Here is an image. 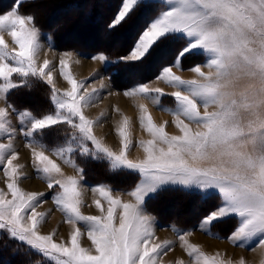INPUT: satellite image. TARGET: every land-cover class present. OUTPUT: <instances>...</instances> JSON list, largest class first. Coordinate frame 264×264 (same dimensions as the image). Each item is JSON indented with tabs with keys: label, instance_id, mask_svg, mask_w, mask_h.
<instances>
[{
	"label": "snow or ice",
	"instance_id": "6c2138e0",
	"mask_svg": "<svg viewBox=\"0 0 264 264\" xmlns=\"http://www.w3.org/2000/svg\"><path fill=\"white\" fill-rule=\"evenodd\" d=\"M27 2L19 0L12 10L0 14V103L4 105L0 141H8L0 142V171L5 177V186L0 187V230L56 264H162L175 244L159 239L148 209L161 191L178 186L197 202L212 204L199 218L198 230L238 248L264 249V0H121L106 31L148 11L151 15L142 31L115 60L106 51L88 58L104 61L105 71L113 70L114 82L127 76L129 86L123 94L151 101L170 113L180 133L170 134L169 122L157 124L148 104L138 102L139 123L150 138L138 141L143 156L137 158L130 157L129 116L121 114L117 149L96 134L98 121L87 116L85 108L97 101L98 90L89 91L87 81L73 75L71 51H65L58 64L70 88L56 87L53 63L38 60L42 46L36 18L19 11ZM173 42L175 50L164 54L162 50ZM157 54L155 79L174 92L152 88L150 80H135L140 67ZM198 54L205 57L202 66L193 63L186 68L185 62ZM174 68L194 72L197 78L184 79ZM33 81L50 86L55 106L50 112L19 111L11 102L15 91ZM168 96L173 98L171 107L162 103ZM13 113L23 126L31 166L72 226L67 242H57L55 231L41 232L47 215L37 209L48 194L20 186L29 177L13 142L17 135L10 119ZM65 166L74 174H68ZM98 166L112 176L126 173L137 182L127 192L129 200L107 181L96 184L91 191L100 214L85 215L83 186ZM233 220L236 225L226 236L213 231L227 228ZM80 224L86 226L91 248L81 246ZM174 230L192 264H234L226 254H208L192 243L188 239L192 231ZM236 264L246 261L240 258Z\"/></svg>",
	"mask_w": 264,
	"mask_h": 264
},
{
	"label": "rangeland",
	"instance_id": "374dc122",
	"mask_svg": "<svg viewBox=\"0 0 264 264\" xmlns=\"http://www.w3.org/2000/svg\"><path fill=\"white\" fill-rule=\"evenodd\" d=\"M3 1L4 2H0V6H2L3 3H6V0H3ZM18 2L19 0H15L14 4ZM27 3L23 4L22 11L23 10L25 11ZM13 6L11 7L10 10L13 9ZM41 9L43 10L44 8H41ZM23 12H20V13L24 14ZM43 13H46V11H44ZM1 14H4V13H1ZM55 15H49L48 19L46 17L45 26L47 28L53 29L52 27L56 26L57 23L60 26H63L60 23L62 19L61 16H58V14L56 16ZM65 19L66 18H63V20ZM90 27L88 28L85 25L75 27L71 31L70 38L69 39L63 38V39L66 42H68L69 45H74L73 43H75L76 41L75 35L76 36L79 35L83 37V41L88 45H91L97 41H98L97 43H99L100 41L99 39H101L100 35L102 34L101 31L99 30L97 32L96 28H93V27L90 28ZM39 29L41 28L39 27ZM40 33L41 35H40L39 42L42 47L38 54V60L42 62L44 59H48L53 63L54 65L53 76H54L57 88L61 90L70 88V85L60 75L58 64H59V60L62 57L63 53L65 51H71L74 53V56L71 60V71L73 75L79 81H87L86 87L89 91H91L92 89L98 90L96 93L97 101L94 102L89 107L85 108V114L89 116L91 119L98 121L95 127V132L99 137L104 139L105 143H107L110 147H113L114 149H117L119 147L120 138L117 134L116 129L118 127L119 122L122 119L121 114H124L131 118L133 147L130 151V157L137 158V157L143 156V150L139 147L138 141L141 139L147 140L150 137L148 136L147 132L144 131L140 126L139 110L136 107L138 102L148 104L149 110L157 124L163 123L164 121H168L169 123H168L166 130L170 134H177V135L180 134L179 130L175 127L173 123L174 118L170 113L159 110L155 105L151 103V101H147V100L138 101L137 98H130V97L125 96L123 94V89L125 87L118 88L115 86L114 82L110 78V75L108 74L107 71H105V62L101 60H93V59L88 58L89 55L95 54V53H86L85 51H79V50H73V49H56V47L54 46L52 42V39L49 40L50 36L46 32H43L41 30H40ZM4 36H5V39L9 42V44L11 46H14L10 35H8L7 33H4ZM115 46H118V44L115 43ZM159 55L160 54H157L155 57H158ZM204 59L205 57L203 56V54H200V57H196L194 61L191 58H189L187 63H196V64H201L202 66V62L204 61ZM157 60L160 61V59H157ZM76 61H79V63H77ZM144 66L142 65L140 67V70L136 74V77L140 76L138 74L140 73L142 74V67ZM185 67L187 68L188 66H185ZM173 70L177 73V75H180L184 79L197 78L194 72L187 71V70H181L179 68H174ZM203 70L207 71L208 69L204 68ZM126 77L127 76H121L118 78L119 79L118 81L121 84H123L124 79ZM138 80L139 81L144 80L142 82H148L150 80L152 81L149 85L150 87L162 88L167 93H171L176 90L175 88L169 86L166 82L162 80H157L155 79V76H151L149 74L143 75L141 76V78L139 77ZM32 83L30 85H25V86L31 89V86H33ZM124 83L125 84L123 85L129 86V83H127V81H125ZM37 88H38V91L32 94H28V93L23 94L24 91L21 93V90H18L17 93L14 92L11 95V97L13 95L15 96H13L12 98L10 97V100L15 106V108L19 111H31L37 115L50 112L51 110H53L55 106L51 102V99H50V86L47 85L45 87L43 83L39 86L37 85ZM162 103L165 106L171 107L173 106V98L171 96H168L163 99ZM34 104L36 105L38 104V106ZM3 106L4 105L0 103V107H3ZM116 109H119V111H116ZM10 119L12 122V126L17 129V135L13 142H14L16 149L20 153V162L25 163L27 165L24 171L29 177L27 179H22L20 182V186L26 191H43L46 194H48L46 196L45 202L37 209V211L46 213L47 215L46 221L42 223L41 225V232L43 234H49L50 232L55 231L56 235L54 236V239L57 242H67L70 239L72 226L66 223L64 214L61 211L56 209L54 201L51 197V190L47 189V185L45 181L37 177L35 170L31 166L30 149L26 147V144L28 143V141L23 136V126L19 124L18 122V119H19L18 114L16 113L11 114ZM0 142L7 143L8 141L2 140ZM53 159H55V157H53ZM65 170L68 174H74L71 168H68L65 166ZM122 174L126 175V173H122ZM91 178H94V176H91ZM4 180H5L4 173L0 171V187L5 186ZM86 180H87V183H85L83 186L84 205L82 206L81 211L85 215H99L100 212L95 207V204L93 203L94 199H96L97 197L91 191V188L100 182H105V178L101 180L100 182H96V183L88 180L87 178ZM132 186L133 184L129 183L128 186L125 188L116 187V186H114V188L116 190V193L120 194L123 199L129 200L130 197L127 195V192L131 190ZM171 188H179V187L173 186ZM165 198L163 201L155 202L152 208L154 212L160 215L162 220L169 221L175 218H179V220H182L181 218H183V216H182L181 211H184V209L190 210L192 215L194 214L195 209L193 206L191 208L192 210L188 207L179 208L177 207V205H175L174 200L172 199L169 200V198H166V199ZM148 211L151 216L155 217L154 226L156 230V235L159 237V239L161 241L170 240V241H173V243L175 244L174 249L172 251H169L167 255L163 257L162 264H180V261H183L184 264H192V258H190L187 255V253L184 251V249L181 247L180 241L177 236V232L174 230V228L180 229V230L192 231V235L189 236L188 239L192 243L200 245L203 251H205L208 254H214L217 252H219L221 255L226 254L225 258L232 260L234 264H236V262L240 258H244L246 261V264H255L252 261H249L250 259L249 257L252 253V251H250L249 249L253 245H249L246 248H238V247H235L227 239H216V238H213V236L204 234L203 231L197 229L198 224L190 228H180L172 224H164L163 222L160 221L157 215L151 211L150 208L148 209ZM185 214L186 212H184L183 215ZM192 215L190 214V216H187L186 218H191ZM234 223L233 224L230 223L227 226V228H223V229H226L227 232L230 231L233 227H235L233 226ZM79 226L81 228L82 233H84V235H82V237L80 238L81 246L85 248H91L92 247L91 241L88 239L87 234H86V226L84 224H80ZM217 229L218 231H215L214 229L213 231L219 233L220 236H226V235H222L220 232L223 229H220V228H217ZM0 232H2V230H0ZM209 240L213 241L214 245ZM229 248H233L236 251L231 252L229 251ZM239 251H241V253ZM256 263L259 264V262H256ZM0 264H5L4 260H0ZM262 264H264V262Z\"/></svg>",
	"mask_w": 264,
	"mask_h": 264
},
{
	"label": "trees",
	"instance_id": "16d2710c",
	"mask_svg": "<svg viewBox=\"0 0 264 264\" xmlns=\"http://www.w3.org/2000/svg\"><path fill=\"white\" fill-rule=\"evenodd\" d=\"M0 2L4 1L0 0ZM14 3L15 0H6V3H3L2 6H0V14L9 11ZM120 4L121 0H31L26 4L25 11L23 10V12L21 7L20 12H23L25 15L30 14L35 16L37 25L41 28L40 30L46 32L51 37L56 49H73L85 51L86 53H98L101 51H106L109 53V58L111 60H115L121 52H125L131 47L139 33L142 31L149 16L151 15V13L148 11L137 12L127 23L119 25L111 32H108L105 29V25L112 20V18L118 11ZM41 8L44 9L42 10ZM83 9L86 11H84ZM44 11H46V13H43ZM55 14L61 16L62 19L60 23L63 26H60L57 23L56 26L52 27L53 29H49L45 26L46 17L48 19L49 15ZM63 18L66 19L63 20ZM81 25H85L88 28L90 26V28H96L97 32L100 30L102 33L100 35L101 39H99L100 43L94 42L93 44L88 45L83 42V37L79 35H75L76 41L75 43H73L74 45H69L68 42L63 39H69L72 29ZM115 43L118 44V46H115ZM174 50L175 48L173 42L171 45H167L162 50V52L164 54L170 55ZM196 57H200V54H198ZM157 59H160V55L150 60L145 64V66L143 65L144 67H142V74H138L140 75L138 77L135 76V80L137 82L144 81L138 80L139 77L141 78V76L143 75L149 74L151 76H156L157 65L160 63V61H158ZM192 64L193 63H187V61L185 62V66H189ZM112 71L113 70L110 69L107 72L110 75L111 80L113 81L111 76ZM118 80L119 79H116L115 82L113 81L116 87H127L123 84H125V81L129 83L128 77L124 79L123 84H121ZM41 84L43 83L34 81L32 83L33 86H31V89L24 86L20 89L21 93L23 91V94L36 93L38 91L37 85L39 86ZM44 86L46 87L47 85L44 83ZM17 91L15 92L17 93ZM36 106H38V104ZM91 176H94V178H91ZM127 176L129 175H125L122 173L117 176H112L111 174L106 173L102 167L98 166L89 172L87 179L96 183L105 178V181L111 183L113 186L125 188L129 183H132L134 185V183L136 182L135 177ZM165 197L169 198V200H174L175 205H177V207L179 208L188 207L191 209L193 206L195 209L194 214L192 215L190 210L184 209V211L181 212L183 216V218H181L182 220H179V218L171 219L169 221L162 220L160 215L154 212L152 208L155 202L163 201ZM210 207H212L211 203L201 204L197 202L195 198L186 195V193L179 188H168L159 193V195L153 200L149 208L164 224H172L180 228H190L198 224L199 218ZM184 212H186L185 215H183ZM190 213L192 217L186 218L187 216H190ZM233 223V226H235L236 221L233 220L231 224ZM214 230L218 231L217 228H214ZM220 232L222 235H227L229 231L227 232L226 229H223ZM0 260H4L5 264H55L54 261H51L49 258L37 253L35 250L27 246L24 242L10 238L3 231L0 232Z\"/></svg>",
	"mask_w": 264,
	"mask_h": 264
},
{
	"label": "bare ground",
	"instance_id": "6f19581e",
	"mask_svg": "<svg viewBox=\"0 0 264 264\" xmlns=\"http://www.w3.org/2000/svg\"><path fill=\"white\" fill-rule=\"evenodd\" d=\"M84 36V35H83ZM84 42V41H83ZM97 43V42H96ZM100 43V42H99ZM2 178V177H1ZM3 181V180H2ZM5 181V180H4ZM174 211V210H173ZM180 211V210H179ZM182 212V211H181ZM191 214V213H190ZM171 215V214H170ZM195 217V216H194ZM182 224V223H181ZM211 243H213V245H214V242L213 241H211V240H209ZM215 244H217V243H215ZM229 251H236L235 249H233V248H229ZM262 250H260V249H256V251L255 252H253L252 251V253H251V255H250V259H249V261H252L253 263H255V264H257L256 262H259V254H261L262 252H261ZM240 253H241V251H239ZM262 259V258H261Z\"/></svg>",
	"mask_w": 264,
	"mask_h": 264
},
{
	"label": "crops",
	"instance_id": "0c3cea01",
	"mask_svg": "<svg viewBox=\"0 0 264 264\" xmlns=\"http://www.w3.org/2000/svg\"><path fill=\"white\" fill-rule=\"evenodd\" d=\"M258 249H260V250H262L261 252V254H259L260 256H259V264H262L263 262H264V249H261V248H258ZM262 258V259H261Z\"/></svg>",
	"mask_w": 264,
	"mask_h": 264
}]
</instances>
